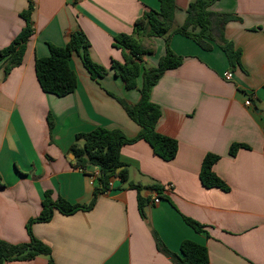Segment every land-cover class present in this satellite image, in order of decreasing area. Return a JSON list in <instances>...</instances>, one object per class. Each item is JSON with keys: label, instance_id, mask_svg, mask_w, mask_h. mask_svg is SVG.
Listing matches in <instances>:
<instances>
[{"label": "crops", "instance_id": "0c3cea01", "mask_svg": "<svg viewBox=\"0 0 264 264\" xmlns=\"http://www.w3.org/2000/svg\"><path fill=\"white\" fill-rule=\"evenodd\" d=\"M30 1L33 35L24 62L8 75L0 63V241L11 244L29 242L27 224L40 215L46 192L54 200L92 201L101 172L97 166L87 173L74 168L77 134L96 128L121 130L130 139L139 134L140 126L117 98L135 105L140 92L127 89L111 69L114 61L124 62L113 43L118 35H132L146 12L160 9L159 0H0V50L25 27L21 14ZM195 1L176 0L173 29L184 25ZM211 10L240 19L227 25L225 37L241 50V65L232 68L215 43L206 51L172 35L170 47L183 64L160 79L151 100L162 111L157 131L178 141L176 158L162 160L145 141L124 146L130 179L150 192L145 215L137 190L113 178L92 210L70 216L55 211L50 222L32 226L34 236L51 247L53 264H174L158 250L156 235L176 254L186 240L206 246L210 264H264V0H219ZM77 31L87 38L91 59L109 73L93 79L75 54V92L44 93L36 60L49 56L50 44L66 46ZM144 46L151 50L143 57L147 68L166 55L164 38L146 39ZM227 71L233 73L230 81L224 79ZM248 100L252 106H246ZM233 144L248 149L231 157ZM207 154L221 157L213 170L229 192L202 184ZM91 177L97 179L94 187ZM155 184L163 187L159 204L157 190L150 188ZM186 218L203 225L204 233ZM6 264H50V259Z\"/></svg>", "mask_w": 264, "mask_h": 264}, {"label": "trees", "instance_id": "16d2710c", "mask_svg": "<svg viewBox=\"0 0 264 264\" xmlns=\"http://www.w3.org/2000/svg\"><path fill=\"white\" fill-rule=\"evenodd\" d=\"M219 0H197L187 10V18L182 27L173 29L176 15V0H159L160 9L150 10L139 18L134 25L132 35L121 34L114 38V47L121 49L124 54V62L114 61L111 69L117 77H120L127 89H138L140 100L132 105L123 99L117 98L126 110L128 116L141 130L135 138H128L121 130H107L96 128L88 133L76 135L71 147L75 157L74 168L87 173L91 166L100 168L98 187L95 188L94 197L89 204H76L64 198L54 200L52 192H46L42 204V211L36 218L27 224L30 237L28 243L11 244L0 241V264L12 261H30L40 256H46L53 264L49 245L37 239L32 226L35 223L50 222L55 211L70 216L78 212L90 211L94 208L98 195L110 190L113 178H119L124 184L138 192L139 208L144 216V209L151 201V197L144 198L141 195L143 187L130 179L128 166L122 161L121 150L126 145L137 141H145L152 148L154 154L166 162L174 160L179 151L178 141L164 136L157 131V125L162 116L161 108L152 102L151 93L160 79L171 70L179 68L183 64V58L176 55L170 47L172 35H182L193 40L202 49L209 51L212 43L217 44L225 53L232 68L241 65L242 52L236 49L234 44L225 37L227 25L232 21H240L238 17L228 13H217L211 10L213 4ZM34 6L30 1L28 10L21 14L26 25L14 42L7 48L0 50V63L8 75L14 68L24 62L26 47L33 35L32 12ZM150 38H164L166 41V55L152 68L143 65V57L151 54L144 46V41ZM81 57L84 67L93 79L104 78L108 69L95 63L90 57V44L82 32H74L66 46L58 47L49 45V56L37 59L35 70L42 91L57 97H65L75 92L78 87V77L71 67L73 56ZM142 79V86H138ZM50 127L53 122L50 120ZM240 149H248L244 144H233L229 155L235 157ZM221 159L219 155L207 154L203 160L200 172V180L207 189L218 188L229 192L230 187L216 175L214 165ZM156 189L158 196L163 197V187L155 184L150 187ZM197 233H204V226L191 219H185ZM157 248L174 264H210L208 249L206 246L186 240L181 244L180 254L169 251L158 236H155Z\"/></svg>", "mask_w": 264, "mask_h": 264}, {"label": "built area", "instance_id": "2783aa9c", "mask_svg": "<svg viewBox=\"0 0 264 264\" xmlns=\"http://www.w3.org/2000/svg\"><path fill=\"white\" fill-rule=\"evenodd\" d=\"M232 77H233V73L231 71H227V72L224 73V79L225 80L230 81L232 79ZM246 106H252L251 100H248L246 102ZM96 181H97L96 178L91 177L90 185L94 187L96 185V183H97ZM110 186H112V183H110ZM160 201H161V197L160 196H156L154 198V204H159Z\"/></svg>", "mask_w": 264, "mask_h": 264}, {"label": "water", "instance_id": "95a60500", "mask_svg": "<svg viewBox=\"0 0 264 264\" xmlns=\"http://www.w3.org/2000/svg\"><path fill=\"white\" fill-rule=\"evenodd\" d=\"M141 195L144 197V198H148L149 195H150V192L146 189H144L142 192H141Z\"/></svg>", "mask_w": 264, "mask_h": 264}, {"label": "rangeland", "instance_id": "374dc122", "mask_svg": "<svg viewBox=\"0 0 264 264\" xmlns=\"http://www.w3.org/2000/svg\"><path fill=\"white\" fill-rule=\"evenodd\" d=\"M145 66V65H144ZM146 67V66H145ZM147 68V67H146Z\"/></svg>", "mask_w": 264, "mask_h": 264}]
</instances>
